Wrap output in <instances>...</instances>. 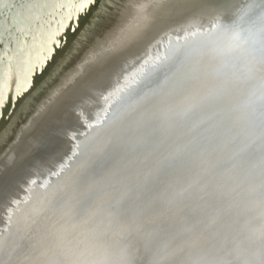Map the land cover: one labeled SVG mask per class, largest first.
<instances>
[{
    "label": "rangeland",
    "instance_id": "obj_1",
    "mask_svg": "<svg viewBox=\"0 0 264 264\" xmlns=\"http://www.w3.org/2000/svg\"><path fill=\"white\" fill-rule=\"evenodd\" d=\"M11 1L0 0V4ZM40 1L28 0L29 7L22 9L23 0H14L0 13V34L7 25L5 34L11 35H0V65L7 47L31 37L38 24L65 14L63 8L58 16L54 9L43 15ZM258 1L245 6L254 7ZM245 20L240 22L246 25L251 18ZM162 29L121 48H130V52L146 49ZM162 53L138 59L125 70L114 62L109 75L98 76L103 67H111L110 52L84 58V63L78 62L81 66L73 63L64 72L61 69L67 65H62V73L45 77L54 82L23 78L1 89L0 98H7L8 103L0 107V167L15 166L14 159L27 141L20 144L21 139L29 130L34 132L50 112H57L62 102L60 121L66 122L75 108L85 124L78 132L100 122L120 91L135 81L137 72ZM57 74L66 78L61 80ZM24 88L31 89L27 96ZM13 95L21 99L12 102ZM95 97L100 105L88 118L79 105ZM75 132L67 130L71 137ZM113 146L111 158L98 174L60 188L49 209L52 191L39 199L41 192L31 190L36 188L32 181L40 175H32L0 214V240L8 217L17 219L14 207L23 220L31 221L18 245L1 249L0 264H264V63L252 69L240 61L208 55L190 61L126 123ZM75 150L72 145L65 158L50 169V176ZM31 155L27 151L24 160ZM7 177L0 183L2 194L9 190ZM22 207L29 212H22Z\"/></svg>",
    "mask_w": 264,
    "mask_h": 264
},
{
    "label": "water",
    "instance_id": "obj_2",
    "mask_svg": "<svg viewBox=\"0 0 264 264\" xmlns=\"http://www.w3.org/2000/svg\"><path fill=\"white\" fill-rule=\"evenodd\" d=\"M204 1L186 0L184 2L185 6L186 4H190L192 6L194 5V8L188 10V13H179L169 18V20H174L186 16L189 19H203L205 23H208V27L202 32H196L197 34L201 33V36L195 38L193 41H189L187 35L175 36L174 34L178 32L175 28H167L159 34V39L156 44L163 51L160 59L154 61L152 64H145L143 70L137 72L135 81L120 91V96L113 100L100 122L94 121L90 127L82 132H78L85 124L79 119V113L75 108L71 109V113L66 122L60 121L62 120V116L61 118L59 116L63 113L62 106L64 104L62 102L61 105H58L59 109L56 110L57 112H50L49 117L34 132L31 133V130H29V134L21 139L20 144H22V141H27L22 145L18 158L15 157L14 159L15 166L11 165L8 168L4 166L2 168L0 167V183H2L4 177L8 176L5 179V186L7 190L9 189L6 194H2L0 190V214L4 206L11 202L12 196L19 190H23L24 185L27 184L34 174L40 176L32 181H35L36 188H33L31 191L34 190L36 194L40 191L41 194L38 195L39 199L44 194L46 195L49 191H52L46 206L49 209L57 199L56 191L60 188L69 185L72 181L83 183L103 169L111 158L114 142L121 135L126 123L136 117L148 102L153 100L161 90L165 89L170 81L180 73L182 67L192 60L207 56L203 51V41L207 34L212 32L218 25H231L238 22L245 8L244 4L239 3L240 0H212L213 2L209 5ZM222 9H225L226 12L220 19L211 22L204 18L211 11ZM52 11L53 9L43 11L42 13L46 15V13H52ZM40 19L41 16L35 21L38 23ZM246 25L264 26V19L259 20L255 18ZM13 29L14 26L10 28V31ZM16 31L20 30L15 29ZM3 36L5 38L11 37L10 34ZM191 36L193 37L194 35L191 34ZM137 50L140 51V48L138 47L133 52ZM133 52H130V54L125 53L116 61L111 60V65H109L111 67H103L99 76L105 77L109 75L114 62L120 63L121 69L123 70L133 65L138 60L136 57H133ZM130 57L134 58L133 62L128 61ZM125 60L127 62L126 66L124 65ZM110 80L111 76L107 82L108 84ZM91 94L93 95V93ZM98 105H100V101L95 97L86 104L83 101L79 107L85 111L88 118H92L95 114L94 109ZM59 121L60 123H58ZM71 128L76 129L74 137H71L67 133V130ZM72 145L76 149L75 152L56 174L50 176V169L58 161H62L65 158L71 150ZM27 151H32V155L24 160V154ZM10 163L11 161L8 164ZM48 175L47 184L42 183V178ZM13 209H16L15 211H17L18 216L15 220L10 218L11 216L8 217L10 222L4 228L0 240L1 254V249L3 250L4 246L10 245L14 248L18 245L19 241L23 240L24 233L31 224L30 220L26 221L22 219L23 214L17 208L14 207ZM24 211L29 212V209L24 207L22 212Z\"/></svg>",
    "mask_w": 264,
    "mask_h": 264
},
{
    "label": "bare ground",
    "instance_id": "obj_3",
    "mask_svg": "<svg viewBox=\"0 0 264 264\" xmlns=\"http://www.w3.org/2000/svg\"><path fill=\"white\" fill-rule=\"evenodd\" d=\"M12 1L9 2V4L7 3L5 5H2L1 3L0 13L5 8H7L12 3ZM70 1L71 0L40 1V12L54 9V15L58 16L57 14H60L64 8L65 14H62L63 16L61 17L49 19L46 24L44 23L45 25H43V23L38 24L35 33L31 37L27 36L21 38L16 42V44H12L3 51V55L6 57V59L0 65V93L1 89L3 90L8 86L10 87L11 84H15V82H18L19 79L25 78V81L29 80L31 82V78L32 80H34L38 77L40 78V80H43V78L45 77H50L48 75H51V78H53V76L56 77V72H61L66 68L70 70L69 66H71L73 63H81V61L82 63H84V58H92L94 56L97 57L103 54L105 55L112 52L117 47H123L124 44L130 42L131 40H141L150 37L159 32L162 28L165 29L164 27L171 26L172 24L179 21V24L171 26L170 28H175L176 30H178V32L174 34L175 36L187 35L189 41H193L195 38L201 36V33L197 34L196 32H202L208 27V23H205L203 19L191 18L190 20L184 21V18H186V16H182L174 20H169V18L175 16L176 14L188 13V10L194 8V5L192 6L190 4H186L185 6L184 2L186 0H97L96 3L91 4L83 12H81V9L83 8V5L87 2V0H82L80 2H76L75 4ZM204 2L208 3L209 5L213 1L205 0ZM250 2L251 0L239 1L240 4L244 5ZM57 7L58 9H56ZM223 12H226V10H213L210 13L206 14V17L204 18L213 22V20H217L216 18L221 17V15H223ZM250 18L251 21H253L255 18L259 20L264 19V0L258 1L254 5V7L245 6L241 19L247 20ZM147 19H150V22L146 27L143 28V30L138 31L141 24H143ZM42 21L44 22V20ZM6 32L7 31L4 30V32H2V36L6 35ZM191 34L194 36L192 37ZM158 39L159 35H157L156 38L152 42H150V46H148L146 49L136 52L137 55L135 54L133 57L141 59L149 56H157V54L162 51L161 48L156 44ZM57 43H59L60 45L58 48L56 47ZM133 57H130L128 61H134ZM64 64L67 66H64V68L61 69V66ZM78 64L76 66H78ZM79 65L81 66V64ZM115 65L121 67L120 63H116ZM124 65H127L126 60L124 61ZM76 66L74 65V70L76 69ZM69 72L71 73V71ZM69 72L68 75H70ZM46 73L47 75H45ZM59 75L57 74V78L59 77V79H61ZM51 78H45V80L52 81ZM63 78L64 77H62L61 80H64L66 77L64 79ZM46 83L50 85V82ZM48 84H46L47 88L49 87ZM21 86L23 87V85ZM27 86L26 88L28 89ZM31 86H33L32 89L36 88V86L34 88V85H32V83ZM39 86H41L40 83ZM78 86L79 84L77 85V87ZM77 87L75 88V91ZM14 89L16 90V88ZM19 89H21L20 85L17 90ZM28 91L27 93H25L24 88V95L29 94ZM16 92H14L15 95ZM5 95L6 94H4V96ZM8 95L6 96L8 97ZM35 98L36 97H34V99ZM12 100L13 98L10 101ZM2 132L3 130L1 131V134Z\"/></svg>",
    "mask_w": 264,
    "mask_h": 264
},
{
    "label": "clouds",
    "instance_id": "obj_4",
    "mask_svg": "<svg viewBox=\"0 0 264 264\" xmlns=\"http://www.w3.org/2000/svg\"><path fill=\"white\" fill-rule=\"evenodd\" d=\"M150 19L141 24L143 30ZM121 47L112 52L120 51ZM203 51L211 58L221 61H240L252 69L264 63V26L244 25L238 21L231 25H218L207 34L203 41ZM104 58L95 64H100Z\"/></svg>",
    "mask_w": 264,
    "mask_h": 264
},
{
    "label": "snow or ice",
    "instance_id": "obj_5",
    "mask_svg": "<svg viewBox=\"0 0 264 264\" xmlns=\"http://www.w3.org/2000/svg\"><path fill=\"white\" fill-rule=\"evenodd\" d=\"M97 0H87V2L83 5V8L81 9V12H83L85 9H87L91 4H94L96 3ZM20 7L22 9H27L29 7V4H28V0H23V2L21 3ZM11 23V22H9ZM5 31H8V26L5 25ZM74 31V29H73ZM2 35V34H0ZM135 39V38H133ZM0 43H3L2 40H0ZM131 43V41H130ZM60 45L59 43H57L56 47L58 48ZM124 53H128L130 54V48H121L120 51H117V52H114L113 53V60H118L120 58L121 55H123ZM25 91H27V89H25ZM13 99H15L16 97H12ZM8 103V99L7 98H0V107H3L4 104H7Z\"/></svg>",
    "mask_w": 264,
    "mask_h": 264
}]
</instances>
